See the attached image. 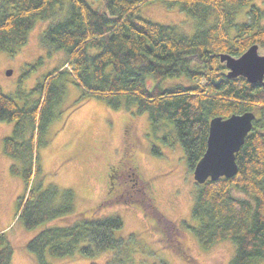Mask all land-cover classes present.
I'll list each match as a JSON object with an SVG mask.
<instances>
[{
    "label": "trees",
    "instance_id": "1",
    "mask_svg": "<svg viewBox=\"0 0 264 264\" xmlns=\"http://www.w3.org/2000/svg\"><path fill=\"white\" fill-rule=\"evenodd\" d=\"M151 1L187 13L195 21L194 34L183 35L177 25L140 15L141 5ZM252 1L103 0L95 7L89 0H0V53L13 54L27 43L36 22L47 20L42 44L65 56L27 93H5L0 86V121L14 123L3 150L16 161L10 170L29 191L18 199L17 220L34 229L75 213L73 189L61 191L54 183L42 189L38 179L43 170L38 145L65 95L59 80L69 74L84 91L78 103L94 96L112 109L147 113L154 130L169 125L175 137L163 140L181 144L190 169L206 152L213 117L254 110L253 130L236 154L237 174L197 182L194 225L188 227L205 250L230 240L235 252L228 264H264V86L227 76L220 60V53L239 57L256 43L264 48L260 6L251 5L248 22H236L238 10ZM171 79L191 84L167 83ZM124 226L120 214L84 216L73 224L45 227L26 243L27 250L38 264L78 253L94 258L109 250L116 255L107 264H134L133 253L143 244L136 233H120ZM13 255L7 230H2L0 264H12Z\"/></svg>",
    "mask_w": 264,
    "mask_h": 264
},
{
    "label": "rangeland",
    "instance_id": "2",
    "mask_svg": "<svg viewBox=\"0 0 264 264\" xmlns=\"http://www.w3.org/2000/svg\"><path fill=\"white\" fill-rule=\"evenodd\" d=\"M89 1L95 7L103 3V0ZM251 5L264 10V0H253L238 10L237 23L248 22ZM139 14L161 24L177 25L183 35H193L196 29L193 18L177 7L168 9L151 1L141 5ZM261 21L264 26V18ZM48 24L47 20H39L24 46L13 54L0 53V86L5 93L30 90L62 65L63 52H48L42 44L41 36ZM258 52L264 55L261 45ZM59 81L65 84V95L57 104L58 116L48 125L38 145L43 169L38 179L42 181V189L53 183L61 191L73 189L75 213L34 229L17 220L18 199L29 192L28 184L10 170L16 161L3 150L4 138L12 133L14 123L0 121V231L7 230L14 247L12 264H38L26 243L45 227L73 224L84 216L110 214H120L125 220L120 233H136L140 245L143 244L137 247L138 252L134 250V264H159L163 260L171 264H228L235 252L230 240L205 250L188 227L194 225L191 214L199 184L181 144L163 140L168 135L175 137L171 127L162 124L154 130L147 113L112 109L104 99L94 96L78 103L84 95L83 88L69 74ZM167 83L187 86L191 81L171 79ZM28 135H32V128ZM154 148L158 153L153 152ZM115 255L111 250L94 258L78 253L67 258L51 257L49 262L107 264Z\"/></svg>",
    "mask_w": 264,
    "mask_h": 264
},
{
    "label": "water",
    "instance_id": "3",
    "mask_svg": "<svg viewBox=\"0 0 264 264\" xmlns=\"http://www.w3.org/2000/svg\"><path fill=\"white\" fill-rule=\"evenodd\" d=\"M259 45L253 44L239 57L230 53H220L221 62L229 69L227 76L245 77L249 83L264 86V55L258 52ZM11 74V71H8ZM256 112L246 111L232 114L228 118L213 117L209 127L207 148L194 169L195 179L202 184L209 178L217 180L221 177L231 178L237 174L236 154L253 130Z\"/></svg>",
    "mask_w": 264,
    "mask_h": 264
},
{
    "label": "flooded vegetation",
    "instance_id": "4",
    "mask_svg": "<svg viewBox=\"0 0 264 264\" xmlns=\"http://www.w3.org/2000/svg\"><path fill=\"white\" fill-rule=\"evenodd\" d=\"M131 144V143H130ZM132 145V144H131ZM133 147V145L131 146V148ZM133 151V150H132ZM135 167V166H134ZM136 169V168H135ZM119 172V171H118ZM137 174V173H136Z\"/></svg>",
    "mask_w": 264,
    "mask_h": 264
}]
</instances>
